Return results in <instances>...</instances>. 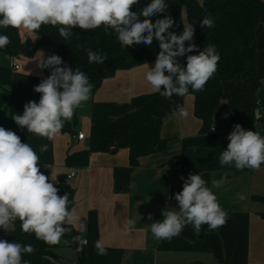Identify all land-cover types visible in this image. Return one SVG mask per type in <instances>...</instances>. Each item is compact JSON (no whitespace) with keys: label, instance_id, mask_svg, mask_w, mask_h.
Instances as JSON below:
<instances>
[{"label":"crops","instance_id":"1","mask_svg":"<svg viewBox=\"0 0 264 264\" xmlns=\"http://www.w3.org/2000/svg\"><path fill=\"white\" fill-rule=\"evenodd\" d=\"M196 1L202 3V0ZM76 30L77 27L72 29L73 32ZM18 32L22 40L30 38L35 41L38 38L35 33L24 29H18ZM253 44L255 65L259 69L264 68L262 23L256 26ZM38 52L30 58L10 57L0 52V65L12 68L14 89L40 98L34 87L46 76L38 68ZM14 64L18 67L14 68ZM154 64L155 61H150L118 70L114 76L104 79L100 87L91 92L90 99L77 108L78 121H71L76 132L84 133V139L77 140L68 134L58 133L52 139V163L39 164L40 170L54 183L61 182L59 178L66 176L65 182L74 190L70 210L75 209L81 216L86 230L81 231L79 223L72 226L85 234L88 216L95 213L98 239L106 247L122 249L121 264H264V201L260 199L264 197V165L259 170H238L234 165L220 164V153L227 149V137L234 125L240 124L244 128L252 115L255 118L264 116V106L251 108L244 105L236 121L218 117L214 131H202V121L193 112L192 94L184 97L182 105L189 116L180 118L172 100L162 96L145 80L147 65L154 67ZM208 82L231 96L242 89L244 79L239 74L232 80L222 81L214 74ZM144 95L151 96L133 109L132 99ZM256 97L264 99V80L256 91ZM128 124L159 126L160 135L167 140V145L162 151L138 158L137 165L131 170L126 193L115 192L113 183L114 170L129 166L126 148L93 152L82 167L66 165V155L87 147L84 141L89 137L91 126ZM254 131L264 136V128H255ZM71 172L74 176L68 178ZM189 174H201L210 188L213 180L226 179L222 187L212 191L228 214L227 222L214 231L208 229L207 251L163 249L160 247L162 240L154 239L150 226L163 219L162 210L176 207L177 202L169 197L182 191L181 177L187 179ZM237 194H243L246 199H237ZM149 214L152 219H148ZM128 220L135 221L133 230L126 228ZM199 237L193 226L187 225L175 238L194 243Z\"/></svg>","mask_w":264,"mask_h":264},{"label":"clouds","instance_id":"2","mask_svg":"<svg viewBox=\"0 0 264 264\" xmlns=\"http://www.w3.org/2000/svg\"><path fill=\"white\" fill-rule=\"evenodd\" d=\"M140 0H0V28L24 29L28 33L37 32L42 25L58 26L59 35L65 40L73 35L72 29L93 30L101 26L105 32L113 30L121 46L143 44L150 46L158 42L159 53L154 67L145 71V80L165 98L173 95L184 97L202 91L218 68L220 55L215 45H208L201 51L193 42L195 25L184 24L183 32L170 31L174 20L165 14L163 19L152 18L166 13L165 0H150L139 11L132 7ZM201 28L214 27V19L206 16L199 24ZM7 35H0V49L10 43ZM186 42H189L186 46ZM88 62L102 64L105 54L86 49ZM198 52V54H188ZM186 56V66L178 58ZM38 68L49 69L50 75L34 87L40 94L38 102L29 101L22 114L12 116L22 129L26 128L43 138L52 140L66 121H71L75 110L91 97L92 84L80 69L73 70L56 54L45 58L43 51L36 58ZM162 89V91H161ZM177 115L187 118L189 112L177 105ZM214 130V129H212ZM227 149L220 153L222 166H233L259 170L264 164V136L242 125H234L227 137ZM47 150L41 145L40 151ZM37 152L14 131L0 126V229L6 233L15 230L17 221L24 233L34 234L46 244L56 245L71 231L72 225L80 224L81 231L86 225L75 209H69V194L59 195L54 181L46 176L39 165ZM183 180L182 191L175 194L176 207L162 210V218L150 226L155 240H171L178 236L187 225H192L199 233L202 225L209 231L222 227L228 214L218 203L213 188L226 183L225 178L213 180L212 187L201 174H189ZM237 199L244 200L243 194ZM148 219H152L149 214ZM128 230L135 228V221L128 220ZM81 246L87 242L80 235L73 237ZM98 255H107L103 241L95 244ZM36 249L31 244H21L0 239V264H30L24 254H32Z\"/></svg>","mask_w":264,"mask_h":264},{"label":"trees","instance_id":"3","mask_svg":"<svg viewBox=\"0 0 264 264\" xmlns=\"http://www.w3.org/2000/svg\"><path fill=\"white\" fill-rule=\"evenodd\" d=\"M150 0H140L132 7V11H139L146 6ZM168 4L166 13L152 18L163 19L164 15H170L174 20V27L170 31L177 34L183 32L184 24L195 25L194 43L199 50L208 45H215L220 55L218 68L215 74L222 81L232 80L241 74L244 84L241 90L228 96L222 92L221 87L206 83L202 91L189 94L194 97V115L202 121V131H207L214 119L228 112L230 119L236 121L242 106L251 108L264 106V99L256 97V91L264 80V68L255 65L254 37L256 26L264 24V1L262 0H165ZM185 14V19L183 18ZM214 19V27L201 28L200 22L206 17ZM38 38L32 41L30 38L22 40L18 29L0 28V35H7L10 43L0 49V52L10 57H33L36 52L43 51L45 58L49 55H59L64 63L73 70L76 68L84 72L92 84V91L97 90L102 81L114 76L118 70L130 69L134 66L156 61L160 51L158 42L153 40L152 45L145 46L137 44L132 46H121L116 33L109 29L105 32L104 27L93 30H82L77 27L73 35L65 40L59 35L58 26L42 25L34 32ZM189 42H186V46ZM91 48L95 52L105 54L107 60L102 64L89 63L86 49ZM198 54V52L188 53ZM179 62L186 66V56L179 57ZM47 77L49 69L42 70ZM12 68L0 65V109L7 112L12 125L18 127L21 141L28 143L38 154L40 165H51L52 163V140L29 133L26 128H20L12 119L16 114H22L24 105L29 101H39V97L30 96L17 91L12 87ZM162 91V89H161ZM151 95L139 96L131 101L133 109L138 108L143 101ZM185 97V96H184ZM184 97L173 95L171 98L173 107L183 105ZM78 112L75 110L72 122L78 121ZM264 128V116L255 118L253 115L248 119L245 130ZM88 146L79 152L69 153L65 157V163L70 167H82L88 163L89 155L93 152H108L126 148L129 153V166L117 168L113 173L114 190L118 193H126L129 189L131 170L137 165L138 158L165 149L167 140L160 135L159 126L147 124L138 125H93L90 128ZM41 145H47V150L40 151ZM264 165V164H262ZM247 169V168H246ZM54 185L59 189L58 194L63 196L69 194V209L73 205L74 190L67 182H57ZM264 201V197H260ZM264 215V214H263ZM62 240L71 247L76 254V264H121L122 249L106 247L107 255H98L95 248L98 239V224L95 213L88 216V228L85 234L78 232L73 226ZM199 239L194 243L173 238L162 240L160 247L163 249L180 251H207L208 225H202ZM82 236L86 244L81 246L73 237ZM0 239L21 244H31L36 251L32 254H24L23 259L30 264H65L61 262L55 249L61 244L49 245L38 240L34 234L24 233L17 221L15 230L6 233L0 229Z\"/></svg>","mask_w":264,"mask_h":264},{"label":"rangeland","instance_id":"4","mask_svg":"<svg viewBox=\"0 0 264 264\" xmlns=\"http://www.w3.org/2000/svg\"><path fill=\"white\" fill-rule=\"evenodd\" d=\"M11 124L12 123L10 122L7 112L0 109V126L16 133L18 127H12ZM60 243L61 244L55 249V253L58 255L59 260L65 264H76V261H74L76 258L74 250L71 247H68L62 239Z\"/></svg>","mask_w":264,"mask_h":264},{"label":"water","instance_id":"5","mask_svg":"<svg viewBox=\"0 0 264 264\" xmlns=\"http://www.w3.org/2000/svg\"><path fill=\"white\" fill-rule=\"evenodd\" d=\"M61 134H68L71 138L75 137L77 132L72 128L71 121H66L64 123V126L61 129ZM88 141H89L88 138L84 141L85 146H88ZM65 180H66V176L64 175L59 178V181L61 182H65Z\"/></svg>","mask_w":264,"mask_h":264},{"label":"built area","instance_id":"6","mask_svg":"<svg viewBox=\"0 0 264 264\" xmlns=\"http://www.w3.org/2000/svg\"><path fill=\"white\" fill-rule=\"evenodd\" d=\"M13 67H14V68H17L18 66H17L16 64H14ZM220 117L229 120V119H230V114H229L228 112H226V113L221 114ZM215 120H216V119L213 120V122H212V124H211V126H210V130H211V131H214L215 128H216V121H215ZM212 129H214V130H212ZM84 136H85V135H84L83 132H77V134L75 135V138H76L77 140H83V139H84ZM73 176H74V172H71L67 177H68V178H71V177H73Z\"/></svg>","mask_w":264,"mask_h":264}]
</instances>
